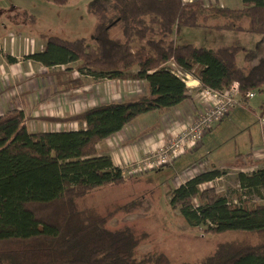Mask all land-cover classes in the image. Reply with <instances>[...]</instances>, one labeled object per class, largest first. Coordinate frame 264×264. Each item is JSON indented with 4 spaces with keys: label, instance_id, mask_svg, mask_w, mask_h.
<instances>
[{
    "label": "trees",
    "instance_id": "trees-1",
    "mask_svg": "<svg viewBox=\"0 0 264 264\" xmlns=\"http://www.w3.org/2000/svg\"><path fill=\"white\" fill-rule=\"evenodd\" d=\"M215 1L206 6L202 0H98L91 7L97 21L92 44L40 36L45 49L26 59L47 65L62 93L84 87V77L145 81L148 93L87 110L85 129L76 132L31 134L23 112L0 117V264H169L163 253L141 251L146 235L129 225H111L120 214L147 212L135 205L148 207L149 201L114 208L98 203L100 193L123 189L132 180L100 155L99 145L143 115H165L190 101L193 93L176 71L197 79L201 92L224 94L238 86L239 105L251 94L264 93V57L256 50L177 43L182 29L264 39V0H240L242 8ZM71 65L80 77H73L72 68L62 69ZM232 169L239 173L230 196L213 184L229 177L231 168L216 166L167 189L170 209L187 227L206 235L257 238L220 243L200 264H264V162L239 156Z\"/></svg>",
    "mask_w": 264,
    "mask_h": 264
},
{
    "label": "rangeland",
    "instance_id": "rangeland-1",
    "mask_svg": "<svg viewBox=\"0 0 264 264\" xmlns=\"http://www.w3.org/2000/svg\"><path fill=\"white\" fill-rule=\"evenodd\" d=\"M98 0H67L65 5H56L49 0H0V40L9 53H41L43 43L35 36L47 35L68 41L84 39L93 43V32L97 21L91 7ZM206 6L217 3L215 0H202ZM218 5L228 8H242L238 0H218ZM32 19L35 23H31ZM33 22V21H32ZM19 41V48H13L10 35ZM175 39L179 45L194 44L198 47L217 49L221 47H243L256 50L264 57V39L259 35L237 32H215L208 29H182ZM41 51V52H39ZM243 56L238 64L242 65ZM191 91L192 88H190ZM240 97V94H239ZM243 102V101H242ZM241 103V100H240ZM264 93H255L247 104L231 108L225 117L203 137L197 153L189 154L174 163V167H161L152 174L132 178L123 189H107L98 195V203L114 208L116 205L131 204L135 200L146 199L147 204H136L135 208L147 212L120 214L111 225H129L146 239L141 251L163 253L169 264H200L211 256L220 243L234 240L257 241L256 237L240 233L206 235L201 230L187 227L178 213L169 206L166 192L176 189L185 179L204 173L212 166L218 169L231 168L230 175L221 182L214 183L221 193L230 196L237 188V169H232L239 156L247 157L261 149L264 141ZM236 110L233 117L228 118ZM150 115L149 118H154ZM155 124V122H153ZM264 158L259 163H263ZM212 186V185H211ZM256 201H259L256 199ZM152 203V204H151ZM98 204V205H99ZM150 209V210H149Z\"/></svg>",
    "mask_w": 264,
    "mask_h": 264
},
{
    "label": "crops",
    "instance_id": "crops-1",
    "mask_svg": "<svg viewBox=\"0 0 264 264\" xmlns=\"http://www.w3.org/2000/svg\"><path fill=\"white\" fill-rule=\"evenodd\" d=\"M32 21L31 23H35L33 19ZM9 35L14 50L18 49L19 45L16 44H19V41H16L15 38H19V36ZM40 36L37 35L32 39H39L43 43V52L46 43L40 39ZM30 55L33 53L19 54L15 51L9 53L4 50L0 40V117L10 111L23 112L27 130L31 134L84 130L86 126L84 114L87 110L100 105L129 102L148 93L145 81L104 80L95 82L90 77H84L85 86L81 89L62 93L55 78L49 75L51 69L45 64L26 59ZM8 57L13 60H8ZM67 68H72L75 71V65L62 69ZM184 75L188 80L190 77L197 83L195 87H192L193 98L190 101L165 115L154 112L141 116L118 134L101 142L99 145L100 155L109 157L116 167H128L141 161L149 153L160 150L176 134L205 114L213 106L212 99L203 95L200 90V82L197 79L186 73ZM73 77L80 76L75 71ZM235 112L236 110L232 111L228 118L236 115ZM150 115H155V117L149 118ZM201 144L175 159L169 167L189 154L195 155ZM250 156L256 162L262 161L264 148L253 151L245 158ZM261 167L263 165L247 169L245 172H253ZM155 171L157 170L150 171L147 175ZM161 171L163 170H159V172ZM236 171L239 173V170Z\"/></svg>",
    "mask_w": 264,
    "mask_h": 264
},
{
    "label": "built area",
    "instance_id": "built-area-1",
    "mask_svg": "<svg viewBox=\"0 0 264 264\" xmlns=\"http://www.w3.org/2000/svg\"><path fill=\"white\" fill-rule=\"evenodd\" d=\"M184 1L191 2L192 0ZM171 66L176 69L174 64ZM176 73L186 84L188 81L187 76L182 71H176ZM202 92L206 98L212 99L213 106L205 114L201 115L198 121L176 134L160 150L151 152L141 161L124 168L126 176L135 178L170 165L185 152L199 146L205 133L212 130L231 108H235L240 104L238 86H234L230 92L224 94L207 90ZM250 97L254 98L255 94H251Z\"/></svg>",
    "mask_w": 264,
    "mask_h": 264
},
{
    "label": "bare ground",
    "instance_id": "bare-ground-1",
    "mask_svg": "<svg viewBox=\"0 0 264 264\" xmlns=\"http://www.w3.org/2000/svg\"><path fill=\"white\" fill-rule=\"evenodd\" d=\"M196 84H197V83H196L195 81H193L190 77H189V80H188L187 83H186V85H187L188 87H190V88L195 87Z\"/></svg>",
    "mask_w": 264,
    "mask_h": 264
}]
</instances>
